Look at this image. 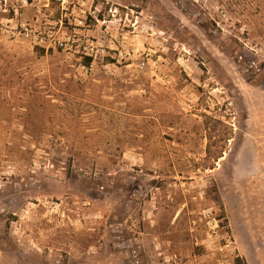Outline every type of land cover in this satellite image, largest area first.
Masks as SVG:
<instances>
[{
    "label": "rangeland",
    "instance_id": "rangeland-1",
    "mask_svg": "<svg viewBox=\"0 0 264 264\" xmlns=\"http://www.w3.org/2000/svg\"><path fill=\"white\" fill-rule=\"evenodd\" d=\"M202 113L235 130L213 169ZM237 257L264 264V0H0V264Z\"/></svg>",
    "mask_w": 264,
    "mask_h": 264
},
{
    "label": "trees",
    "instance_id": "trees-1",
    "mask_svg": "<svg viewBox=\"0 0 264 264\" xmlns=\"http://www.w3.org/2000/svg\"><path fill=\"white\" fill-rule=\"evenodd\" d=\"M93 58L85 57V65H91ZM203 127L206 134V155L199 164L203 169H213L216 163L223 158L229 142L234 138L233 125L224 119L208 113H202ZM237 264H247L244 258L237 257Z\"/></svg>",
    "mask_w": 264,
    "mask_h": 264
},
{
    "label": "built area",
    "instance_id": "built-area-1",
    "mask_svg": "<svg viewBox=\"0 0 264 264\" xmlns=\"http://www.w3.org/2000/svg\"><path fill=\"white\" fill-rule=\"evenodd\" d=\"M92 51H93L94 53H91V54L88 53V55H89L90 57L93 58L94 54L97 55L98 52H99V50H94V49H92Z\"/></svg>",
    "mask_w": 264,
    "mask_h": 264
}]
</instances>
